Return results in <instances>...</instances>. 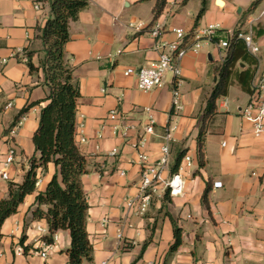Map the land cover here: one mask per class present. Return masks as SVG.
Listing matches in <instances>:
<instances>
[{
    "label": "crops",
    "instance_id": "0c3cea01",
    "mask_svg": "<svg viewBox=\"0 0 264 264\" xmlns=\"http://www.w3.org/2000/svg\"><path fill=\"white\" fill-rule=\"evenodd\" d=\"M254 1L207 0L206 12L197 21L201 0H167L164 13L153 21L155 0H88V7L70 22L65 55L81 91L75 141L89 170L82 183L90 205L87 230L94 248L93 260L83 264H264V134L255 137L252 123L242 116L250 95L238 80L227 96L217 100L216 114L207 122L205 164L199 166L203 115L218 82L215 69L226 56L219 40L228 32L252 33L260 51L250 53L259 65L256 69L240 62L238 68L256 69V78L264 72V0L252 10ZM38 3L0 0V160L12 143L17 148L9 170L11 180H0V201L8 196L10 182L22 183L31 159L40 156L33 136L45 103L33 106L14 124L24 108L50 92L44 73H32L28 65L30 60L40 65L44 43L38 38V27L52 18L50 4L41 3L38 10ZM259 10L258 16L251 15ZM157 22L163 27L159 38L150 33ZM131 23H143L144 30L137 33ZM215 24L222 27L217 38L203 39L199 50L191 49L197 41L195 29ZM176 29L186 32L188 46L180 61L181 75L177 78L168 71L162 87L139 90L136 76L126 75L125 70L157 61L161 45L178 40ZM176 90L181 94L180 111L173 107ZM114 109L120 112L119 120L109 118ZM151 120L154 133L145 135ZM125 125L132 127L127 138L115 129L118 126L122 131ZM15 126L16 134L11 136ZM170 127L175 130L168 141ZM144 137L145 146L135 148ZM167 143L170 161L163 171L165 179L179 171L186 154L192 159V166L183 171L184 194L173 197L161 186L148 212L134 215L126 200L139 193V152L155 162ZM114 149L118 154H112ZM37 176L36 191L26 196L18 212L3 225L0 264H70V231L56 233L47 258L38 253L45 248L49 228L45 220L33 219V211L39 193L45 192L55 176L61 180L60 167L53 162L38 167ZM215 182H222V187H214ZM208 184L209 209L203 202ZM170 216L182 228V245L174 252ZM38 226L45 231H38Z\"/></svg>",
    "mask_w": 264,
    "mask_h": 264
},
{
    "label": "trees",
    "instance_id": "16d2710c",
    "mask_svg": "<svg viewBox=\"0 0 264 264\" xmlns=\"http://www.w3.org/2000/svg\"><path fill=\"white\" fill-rule=\"evenodd\" d=\"M146 1V0H141ZM153 21H157L164 13L167 0H155ZM202 1V8L197 21L205 14L207 0ZM263 0H255L252 10ZM49 3L52 11L50 18L43 27H38V38L44 43L43 58L36 66L30 60L28 65L32 73L42 71L45 84L49 87L48 96L42 101L32 103L18 115L14 124L33 106L45 105L41 109L39 127L33 136L39 158L31 159V169L22 183L10 182L8 196L0 201V240L3 237L2 228L6 220L18 212L19 206L26 196L36 191L37 168L46 167L53 162L60 167L61 180L55 176L48 184L45 192L37 196L36 208L33 211L34 220H45L49 235L44 237L47 243H53V235L60 230L70 231L71 246L68 249L70 264H83L93 260V245L87 230L89 203L84 190L82 177L89 173L86 157L81 153L75 141L78 102L81 97L79 84L74 80L73 69L66 60L65 46L70 41V22L76 21L82 10L88 7V0H40ZM235 32L233 37L226 38L230 45L226 49L224 61L216 67L218 82L207 101L205 113L199 134V166L205 164L204 135L207 122L216 114L217 100L227 96L229 88L238 80L244 90L250 94L254 91L255 72L259 59L250 53L245 40ZM259 35L262 31L258 32ZM29 57L33 53L28 54ZM254 65L255 70L248 68L240 71L238 64ZM209 184L203 195V202L209 209ZM175 241L171 252L182 245V228L172 216ZM149 242L143 245L141 258ZM28 247L25 248V251ZM135 264V263H133Z\"/></svg>",
    "mask_w": 264,
    "mask_h": 264
},
{
    "label": "built area",
    "instance_id": "2783aa9c",
    "mask_svg": "<svg viewBox=\"0 0 264 264\" xmlns=\"http://www.w3.org/2000/svg\"><path fill=\"white\" fill-rule=\"evenodd\" d=\"M36 9L41 8V3L36 4ZM130 28L134 29L137 33L144 30V24H130ZM222 27L219 24L209 25L206 27H198L195 29L194 38L197 40L193 44L191 49L197 51L201 48V40L208 39L213 40L217 38ZM163 27L161 23L157 22L150 33L159 38L162 34ZM178 40L172 43H166L161 45L163 51L160 53L159 59L157 61L151 62L148 66H143L140 68L128 67L125 70L126 75H135L137 78L138 89L143 92H149L155 88L162 87L164 84V76L168 71L174 73L178 78L181 75L180 61L185 56L188 46H186L184 40L186 38V32L183 29L175 30ZM233 33L228 32L226 35L227 38L233 37ZM240 38L245 40L247 48L252 53H257L260 51V47L254 39L252 33L248 34H239ZM220 39L218 46L227 49L230 45L229 40ZM7 60H3L5 64ZM123 100L122 97L118 99V102L121 103ZM10 106V105H9ZM173 107L175 111H180L182 109L181 103V94L179 91L173 92ZM242 116L252 123L253 132L255 137H261L264 134V72L255 79L254 81V91L249 96V102L245 109H241ZM109 118L112 120H119L121 118L120 112L118 109H114L110 112ZM132 127L125 125L121 130L116 126L115 129L118 132H121V135L125 138L128 137L129 131ZM17 127L13 128L10 131L11 136L16 134ZM155 130V121L151 120L145 126V135L152 134ZM175 130V127L168 128V133L166 138L168 141L171 140L172 132ZM145 137L140 139V141L134 145L135 148L141 149L145 146ZM118 149H114L112 154H118ZM17 156V148L12 143L6 153L3 156V159L0 160V180L10 181V167L15 163ZM170 161V146L165 144L162 148L161 157L152 162L150 156L144 152H139V164L142 167L141 180L139 183V193L135 197L128 198L126 200V207L134 215L144 216L154 199V196L159 190V187L163 186L165 191H168L171 196H182L185 190V181L183 177V171L186 168L192 166L191 157L186 154L183 158V163L179 167V171L169 179L163 177V171L167 167ZM255 174V173H254ZM214 187H222V182H215ZM38 231L42 232L45 229L41 226H38ZM122 233L119 234V238H122ZM53 239H56V234L53 235ZM54 242V241H53ZM53 243H45V248L38 252L43 258H47L52 250ZM19 254L23 253V250L18 252ZM101 264H108L107 261L102 262Z\"/></svg>",
    "mask_w": 264,
    "mask_h": 264
},
{
    "label": "rangeland",
    "instance_id": "374dc122",
    "mask_svg": "<svg viewBox=\"0 0 264 264\" xmlns=\"http://www.w3.org/2000/svg\"><path fill=\"white\" fill-rule=\"evenodd\" d=\"M260 14V10L259 11H257V12H252V16L253 17H256V16H258ZM263 16V19H264V14L262 15ZM247 106V105H246ZM246 106L243 108V109H245L246 108Z\"/></svg>",
    "mask_w": 264,
    "mask_h": 264
},
{
    "label": "bare ground",
    "instance_id": "6f19581e",
    "mask_svg": "<svg viewBox=\"0 0 264 264\" xmlns=\"http://www.w3.org/2000/svg\"><path fill=\"white\" fill-rule=\"evenodd\" d=\"M220 2V1H219ZM220 3H222V2H220Z\"/></svg>",
    "mask_w": 264,
    "mask_h": 264
}]
</instances>
